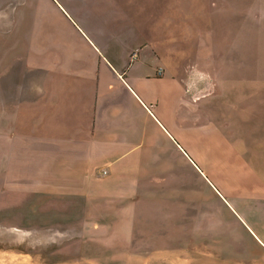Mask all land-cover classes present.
Listing matches in <instances>:
<instances>
[{"label": "crops", "instance_id": "0c3cea01", "mask_svg": "<svg viewBox=\"0 0 264 264\" xmlns=\"http://www.w3.org/2000/svg\"><path fill=\"white\" fill-rule=\"evenodd\" d=\"M140 1L19 4L16 24L6 32L18 35L0 44V134L7 168L29 184L10 189L69 198L78 210L80 238L96 242V256L102 250V257L139 258L142 264L264 263V62L248 67L239 48V62L222 65L238 75L216 76L208 66L206 78H195L238 83L242 92L250 86L256 93L253 135L257 131L261 158L240 150L238 136H231L221 153L207 144L205 170L195 150L198 110L186 117L182 107L181 83L192 79L145 36L150 18L136 6ZM245 92L240 108L248 104ZM188 120L190 140L183 132ZM163 150L182 155L205 179L211 204L209 198L189 202L185 188L170 187L175 190L154 197L181 204L159 209L153 218L146 202L153 184L168 179L154 170L169 167Z\"/></svg>", "mask_w": 264, "mask_h": 264}, {"label": "rangeland", "instance_id": "374dc122", "mask_svg": "<svg viewBox=\"0 0 264 264\" xmlns=\"http://www.w3.org/2000/svg\"><path fill=\"white\" fill-rule=\"evenodd\" d=\"M21 3L22 0H0V44L3 47L7 45L6 40L11 38L10 41H15L18 35L16 30L13 34L6 32L15 26L14 16L20 12ZM135 4L144 6L145 15L150 18L145 21V36L149 37V42L168 60L172 55L170 59L178 65L177 71L192 79L181 83L184 89L182 107L186 117L191 115L192 108L193 111L198 110L197 127L194 125L199 138L195 150L203 168L206 170L209 164L207 144L211 142L221 153V144L231 136H238L240 150H247L250 157L259 160L261 153L257 131L253 135L258 122L253 117L255 108L251 107L255 105L254 87L247 86L252 88L244 91L248 93V104L240 108L239 95L244 92L238 83L195 81V78H206L208 66H212L211 73L216 76L226 78L238 75L233 66L226 71L222 65L230 62L237 64L239 48L241 61L245 60L248 67L264 62V0H145L143 4L141 1ZM140 20L136 19V25ZM198 68L203 72H199ZM230 108L234 109L232 115L229 114ZM184 123L183 132L190 140V120ZM181 141L190 152L187 143L183 139ZM163 154L168 156L169 167L164 169L160 166L154 170L159 175L165 174L168 179L159 185L153 184L152 196L146 202L153 218L159 217V209L181 204L173 198L170 202L160 201L154 197L159 192L185 188L182 194L189 198V202L192 197V200L198 198V201L209 198L211 204L212 194L207 182L190 168L182 155L164 150ZM6 163L8 165L9 160L6 158L4 138L0 134V264H142L139 258L102 257V250H98L99 256H96V242L80 238L82 230L78 226L79 219L75 217L78 210L73 209L70 199L62 194L38 193L37 189H10L15 186L20 188L29 182L24 183L20 176L10 173ZM170 187L175 189H168ZM140 201L136 198L134 204ZM72 202L78 205L77 200ZM91 233L87 235L89 238ZM251 250L255 252L253 247ZM231 264L237 263L232 261Z\"/></svg>", "mask_w": 264, "mask_h": 264}, {"label": "built area", "instance_id": "2783aa9c", "mask_svg": "<svg viewBox=\"0 0 264 264\" xmlns=\"http://www.w3.org/2000/svg\"><path fill=\"white\" fill-rule=\"evenodd\" d=\"M161 72H162L161 69H159V70H158V74H161Z\"/></svg>", "mask_w": 264, "mask_h": 264}]
</instances>
